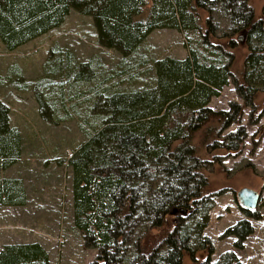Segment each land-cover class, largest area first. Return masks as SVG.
I'll return each instance as SVG.
<instances>
[{
	"label": "trees",
	"instance_id": "obj_1",
	"mask_svg": "<svg viewBox=\"0 0 264 264\" xmlns=\"http://www.w3.org/2000/svg\"><path fill=\"white\" fill-rule=\"evenodd\" d=\"M200 9L208 13L200 44L210 56L190 46L182 57L152 59L149 85L102 87L92 93L93 112L86 114L93 121L67 159L73 226L83 246L96 249L87 264H182L183 254L196 261L200 250L205 257L196 264L234 262L230 250L210 260L212 244L203 230L214 192L206 189L204 161L196 154L193 136L200 129L207 136L214 128L210 122L220 130L237 121L242 106L253 111L255 97L264 93V1L262 17L256 18L248 0H0V43L5 50L60 25L73 10L90 17L98 45L123 57L135 52L154 29L199 30ZM212 12L227 21L218 36L228 47L243 31L246 53L238 75L230 70L232 54L218 43H206V33L218 29ZM69 67L75 82L91 72L90 61ZM229 78L242 103L209 107V98L218 95ZM37 85L32 89L41 119L54 124L63 120L61 92L49 100L50 90ZM49 106L53 116L43 111ZM244 135L243 126L227 132L225 147L236 148ZM21 148L20 131L10 123L9 107L0 99V169L15 163ZM25 203L21 178L1 176L0 204ZM242 210L249 214V209ZM251 231L249 221L240 218L223 234L234 235L233 244L240 247ZM48 263V253L37 240L0 246V264Z\"/></svg>",
	"mask_w": 264,
	"mask_h": 264
},
{
	"label": "rangeland",
	"instance_id": "obj_2",
	"mask_svg": "<svg viewBox=\"0 0 264 264\" xmlns=\"http://www.w3.org/2000/svg\"><path fill=\"white\" fill-rule=\"evenodd\" d=\"M263 1L248 0L256 18L262 17ZM207 14L200 9L199 30H152L135 52L124 57L98 45L90 17L73 10L60 25L13 50H5L0 43V99L8 105L10 123L19 129L22 138L19 157L10 167L0 169V177L17 176L26 189L25 204H0V246L6 242L37 240L48 253V264H87L93 259L96 249L84 247L79 231L73 226L71 169L67 161L93 121L86 114L93 112L94 100L89 102L92 93L102 87L128 90L149 85L154 78L152 59L164 55L182 57L190 46L210 56L200 44ZM211 18L218 29L206 33V43H218L230 52V70L238 75L246 53L243 31L234 35L235 44L228 47L226 39L218 36L227 21L218 12H212ZM76 61H90L91 72L75 82L69 66ZM81 71L85 74V69ZM35 83L38 89L50 90L49 100L61 92L64 100L59 112H65L63 120L54 124L41 119L32 89ZM263 99L264 93H258L254 110L243 105L240 117L227 127L215 130L217 124L210 122L207 125L214 128L207 136L204 137L203 129L193 136L196 154L204 161L206 189L214 192L203 230L212 244L211 261L230 250L235 254L232 264H264ZM230 101L242 103L229 78L207 105L213 109L227 108ZM43 111L53 116L52 107ZM239 126L245 128V135L236 148H226L228 140L224 135ZM241 187H249L259 195L249 214L243 212L237 201L236 193ZM240 218L249 221L252 231L236 247L235 236L223 231ZM204 257L202 250L195 253L196 261ZM196 261L186 254L182 256V264Z\"/></svg>",
	"mask_w": 264,
	"mask_h": 264
},
{
	"label": "water",
	"instance_id": "obj_3",
	"mask_svg": "<svg viewBox=\"0 0 264 264\" xmlns=\"http://www.w3.org/2000/svg\"><path fill=\"white\" fill-rule=\"evenodd\" d=\"M236 197L242 209H251L257 204L259 195L255 190L249 187H241L238 189ZM173 210L174 209H172V211Z\"/></svg>",
	"mask_w": 264,
	"mask_h": 264
}]
</instances>
